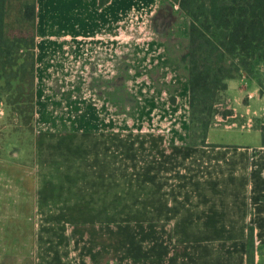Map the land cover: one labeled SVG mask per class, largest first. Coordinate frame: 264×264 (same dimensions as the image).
Wrapping results in <instances>:
<instances>
[{
    "label": "crops",
    "instance_id": "1",
    "mask_svg": "<svg viewBox=\"0 0 264 264\" xmlns=\"http://www.w3.org/2000/svg\"><path fill=\"white\" fill-rule=\"evenodd\" d=\"M137 20L144 29L154 32L155 39L150 38L148 42L130 39L128 35ZM171 32L176 34V40L166 41L167 33ZM126 34L127 37L122 38ZM130 50L137 52L127 53L129 61L123 65L125 72L133 66L135 70H129L130 74L147 75L153 66H158L161 72H156L155 80L167 82L170 94L184 106L181 128L174 132L175 136L144 141L149 143L151 152L153 147L156 150L159 147L160 157V161L151 160L145 167V183L149 181V185L157 187L159 184L161 189L157 201L151 200L144 206L157 211L146 223L158 225L166 221L177 227L207 226L210 232L204 239L198 237L194 241L206 243L204 251L177 250L168 261L165 260L167 251H158L154 256L148 252L149 261L147 253L145 264H247L251 227L255 236V264H264V145L259 128V120L264 118V92L256 80L246 75L229 80L226 97L234 110L232 121L210 128L209 145L191 144L190 19L174 0H36L37 113L53 112L52 108L57 106L56 97L94 98V102L85 101L81 105V101L79 106L83 113L94 115V124L70 129L86 133L94 130L100 144L106 145L107 150L111 145L116 151H111V155L110 152L101 154V160L109 162L110 169L111 163L119 158L121 56L127 58L121 51ZM58 82L75 84L66 85L61 92L60 88L50 85ZM76 89L83 93L76 94ZM44 99L48 100V105L44 104ZM173 108L174 113L182 109L179 103ZM38 124L37 154L42 137L53 131L50 126L39 127ZM89 128L91 130H87ZM213 130L256 131L257 138L219 142L210 138ZM104 150L102 148L101 153ZM155 163L159 164L157 170L153 166ZM173 170L172 178L183 179L177 185H171V177L167 176ZM105 178V183L111 180L114 184L113 174ZM167 183L168 189L164 191ZM215 227H223V234L216 233ZM216 242H222L224 251H216L213 247ZM88 256L92 264H102L93 253ZM151 256L154 259L151 260ZM17 257L22 258L0 250V264H24ZM25 263L39 264L37 261Z\"/></svg>",
    "mask_w": 264,
    "mask_h": 264
},
{
    "label": "rangeland",
    "instance_id": "2",
    "mask_svg": "<svg viewBox=\"0 0 264 264\" xmlns=\"http://www.w3.org/2000/svg\"><path fill=\"white\" fill-rule=\"evenodd\" d=\"M24 2L10 0L8 21L12 35H30L29 26L22 25ZM140 22L135 21V28L128 35L130 39L135 38L137 42L155 39L154 32L144 29ZM167 34L166 41L176 40L175 33ZM124 52L127 57V53L137 51H121V55ZM22 57L17 54L10 61L0 62V71L4 75L0 100V250L22 256L17 258L24 264L26 261L92 264L90 253L100 258L102 264L107 261L109 264H145L148 252L154 256L158 251H167L165 260L168 261L177 250H206V243L194 241L208 236L207 226L177 227L166 221L158 225L146 223L157 211L147 210L144 206L151 200L157 201L161 189L159 184L157 187L149 185V181L145 183V167L151 160L160 161V157L157 153L159 147L157 150L153 147L151 152L149 143L144 141L175 136L174 132L180 130L183 121L182 101L178 102L170 94L167 82L154 78L159 67L153 66L147 75H139L138 72L130 74L134 68L129 66L130 72L126 73L123 65L128 63L129 57L121 56L119 158L108 169L109 162L102 161L101 154L110 152L111 155V151L116 150H112L111 145L107 150L106 145L100 144L94 130L86 133L70 129L94 124V115L83 113L79 107L81 101L84 105L85 101L94 102V98L56 97L61 103L57 101L53 112L38 114L35 88L32 119L31 91L20 75ZM73 83L50 85L64 92L65 86ZM82 91L76 89V94ZM178 103L182 109L174 113L172 109ZM44 104L48 105L47 99ZM230 104L226 97L220 107H230ZM231 121L232 117L219 115L213 126ZM37 124L39 127L50 126L53 130L42 137L39 154ZM210 138L219 142L253 141L257 132L213 130ZM102 148H105L103 153ZM170 173L175 172L167 174L171 177V185L183 180L172 178ZM111 174L114 184L111 180L109 184L105 183V176L111 178ZM168 184L163 186L164 191H167ZM215 228L216 233L223 234V227ZM214 244L216 251H224L222 242ZM149 256L148 253V261Z\"/></svg>",
    "mask_w": 264,
    "mask_h": 264
},
{
    "label": "trees",
    "instance_id": "3",
    "mask_svg": "<svg viewBox=\"0 0 264 264\" xmlns=\"http://www.w3.org/2000/svg\"><path fill=\"white\" fill-rule=\"evenodd\" d=\"M174 1L190 19L191 144L207 146L208 132L217 116L227 118L234 114L232 108L220 107L226 98L229 80L246 75L256 80L264 92V0ZM22 13V25L29 26L30 35H12L8 21L10 0H0V62L22 54L20 75L31 91L29 101L34 119L36 0H25ZM3 79L0 71V100ZM259 128L264 145V118L259 120ZM247 264H255L252 227L249 229Z\"/></svg>",
    "mask_w": 264,
    "mask_h": 264
},
{
    "label": "built area",
    "instance_id": "4",
    "mask_svg": "<svg viewBox=\"0 0 264 264\" xmlns=\"http://www.w3.org/2000/svg\"><path fill=\"white\" fill-rule=\"evenodd\" d=\"M251 96V95H250ZM1 111V110H0Z\"/></svg>",
    "mask_w": 264,
    "mask_h": 264
}]
</instances>
